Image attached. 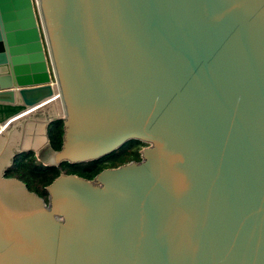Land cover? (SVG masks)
<instances>
[{"label": "water", "instance_id": "1", "mask_svg": "<svg viewBox=\"0 0 264 264\" xmlns=\"http://www.w3.org/2000/svg\"><path fill=\"white\" fill-rule=\"evenodd\" d=\"M0 264H264V0H0Z\"/></svg>", "mask_w": 264, "mask_h": 264}, {"label": "trees", "instance_id": "2", "mask_svg": "<svg viewBox=\"0 0 264 264\" xmlns=\"http://www.w3.org/2000/svg\"><path fill=\"white\" fill-rule=\"evenodd\" d=\"M63 121L57 120L49 128L50 146L59 150L63 142ZM140 145L138 140H132L120 149L97 160L85 163H70L65 161L60 165H44L37 163L34 150L24 152L13 160L6 173L8 177H17L27 183L28 187L47 199L46 187L61 173H76L86 178H93L106 167H115L131 160H140Z\"/></svg>", "mask_w": 264, "mask_h": 264}, {"label": "rangeland", "instance_id": "3", "mask_svg": "<svg viewBox=\"0 0 264 264\" xmlns=\"http://www.w3.org/2000/svg\"><path fill=\"white\" fill-rule=\"evenodd\" d=\"M141 145H142V143H141ZM141 145H140V146H141ZM32 150H34V149H32ZM34 152L36 153V150H34ZM37 156H38V155H37ZM37 156H35V159H36L37 163H41V159L37 158Z\"/></svg>", "mask_w": 264, "mask_h": 264}, {"label": "bare ground", "instance_id": "4", "mask_svg": "<svg viewBox=\"0 0 264 264\" xmlns=\"http://www.w3.org/2000/svg\"><path fill=\"white\" fill-rule=\"evenodd\" d=\"M53 86H54V89H55V94L58 92L57 91V86H56V84H53Z\"/></svg>", "mask_w": 264, "mask_h": 264}, {"label": "flooded vegetation", "instance_id": "5", "mask_svg": "<svg viewBox=\"0 0 264 264\" xmlns=\"http://www.w3.org/2000/svg\"><path fill=\"white\" fill-rule=\"evenodd\" d=\"M40 112H41V111H40ZM141 143H142V142H141ZM144 145H145V144L142 143V145L140 146V149H141ZM140 149H139V151H140Z\"/></svg>", "mask_w": 264, "mask_h": 264}, {"label": "crops", "instance_id": "6", "mask_svg": "<svg viewBox=\"0 0 264 264\" xmlns=\"http://www.w3.org/2000/svg\"><path fill=\"white\" fill-rule=\"evenodd\" d=\"M37 154H38V153H37V151H36V156H37ZM37 158H39V157L37 156Z\"/></svg>", "mask_w": 264, "mask_h": 264}]
</instances>
